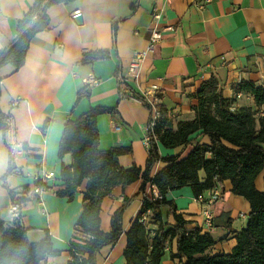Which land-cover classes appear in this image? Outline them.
I'll use <instances>...</instances> for the list:
<instances>
[{"label":"crops","instance_id":"1","mask_svg":"<svg viewBox=\"0 0 264 264\" xmlns=\"http://www.w3.org/2000/svg\"><path fill=\"white\" fill-rule=\"evenodd\" d=\"M197 1L72 0L54 5L47 10V28L30 41L24 65L18 69L10 64L0 67V110L12 116L16 140L22 147L12 158L13 171L3 179L10 155L0 131V220H13L9 189L16 193L26 187L32 189L41 184L40 177L52 172L54 177L44 183L49 189L38 198L30 196L20 219L30 242L47 239L59 252L46 257V264H70L69 243L74 237H83L76 223L83 209L86 182L70 200L57 195L65 185L62 168L72 164L69 154L58 156L68 120L78 119L93 107L112 109L97 117L99 148H129V153L118 158L119 166L135 165L143 170L148 157L144 128L150 110L134 99L142 90L157 86L160 109L171 114L174 126L179 121L193 120L196 93L212 77L233 107L255 109L252 98L236 88L243 80L264 87V0H208L202 8L196 6ZM34 2L0 0V50L16 37L18 21ZM154 8L161 11L157 22L152 17ZM76 15L81 16V24L73 20ZM152 29L162 31V40L146 53L138 82L127 84L129 95L122 94L121 82L129 60L135 52L146 50ZM100 50L109 52L106 59L82 63L86 53ZM84 87L90 88V95L76 102L78 91ZM197 142L209 143V139L199 136L184 149H166L157 143L158 152L162 157H184ZM165 165L155 163L150 176ZM199 177L204 179L202 171ZM141 182L139 179L124 188L115 187L110 197L102 199L100 230L109 232L112 215L122 209V234L114 244L96 253L95 264H126L125 233L143 206ZM254 184L257 190L264 191V170ZM221 187L223 197L211 207L215 230L210 235L213 245L206 251L209 256L232 252L235 233L245 227L250 212L248 201L231 192L229 181ZM153 191L159 193L155 186L147 184L145 193ZM165 197L174 203L176 214L188 226L201 224V209L189 187L169 191ZM160 213L165 228L175 225L168 208H161ZM151 227L155 231L157 224ZM175 253L173 239L165 245L160 264H183L184 260L172 257Z\"/></svg>","mask_w":264,"mask_h":264},{"label":"trees","instance_id":"2","mask_svg":"<svg viewBox=\"0 0 264 264\" xmlns=\"http://www.w3.org/2000/svg\"><path fill=\"white\" fill-rule=\"evenodd\" d=\"M72 0H35L33 7L18 21L16 37L0 50V67L6 64L20 68L24 65L28 45L32 38L45 30L49 24L47 10ZM115 28V27H114ZM107 50L86 53L82 63L106 59ZM1 83V79H0ZM237 91L252 98L255 109L233 107V102L222 94L218 82L212 77L204 81L196 93L197 105L193 108L194 118L179 121L176 125L168 118L161 119L156 126V140L148 147L145 168L131 166L122 168L118 164L121 155L129 148L115 147L109 150L99 148L97 117L112 109L90 108L78 119L68 120L63 128L58 156L69 154L72 164L63 167L61 178L64 189L57 195L72 199L83 182H86L82 199V212L76 227L83 237H74L69 243L72 257L70 264H95V256L101 248L114 244L122 234L121 213L117 210L111 217V230H100V204L104 197H110L115 187L127 185L141 179L140 192L143 206L125 233L126 264H160L164 247L173 239L176 241L174 258L183 264H264V191L256 189L254 181L264 170V87L243 80ZM90 95V88L80 89L76 102ZM1 96V84H0ZM6 118L0 110V131L6 129ZM207 136L209 143L197 142L184 157L180 154L160 156L157 143L166 149H184L199 136ZM157 162L165 167L151 177L152 167ZM12 158L3 179L13 171ZM204 173V179L199 177ZM224 181L231 183V192L246 199L250 205L245 227L235 233L236 245L229 254L209 256L208 248L213 245L209 233H201L195 226H188L176 214L174 203L166 200V193L189 187L194 195H202ZM155 186L160 199L146 194V185ZM49 189L46 186V190ZM11 203L18 205L19 215L11 222L0 220V264H41L48 256L58 255L49 240L32 243L22 226L21 210L29 202L30 189L20 192L8 190ZM166 207L172 213L175 225L165 228L160 209ZM150 211L152 225L147 228L139 222L142 214ZM157 224L154 231L151 226ZM154 231L149 236V231ZM46 264V263H45Z\"/></svg>","mask_w":264,"mask_h":264},{"label":"built area","instance_id":"3","mask_svg":"<svg viewBox=\"0 0 264 264\" xmlns=\"http://www.w3.org/2000/svg\"><path fill=\"white\" fill-rule=\"evenodd\" d=\"M208 0H198L196 2V6L198 8H202ZM152 17L154 22H157L161 18V11L154 8L152 12ZM162 40V31L157 29H152L150 35L147 40V48L144 52H135L128 63L127 72L122 78L121 82V93L129 95L127 84L134 82L137 83L139 79V70L142 64V61L146 55V53H150L154 50L155 46L160 43ZM134 99L149 108L150 110V117L148 123L146 124L144 131H145V138H144V145L146 148L149 147L152 140H156L155 129L156 126L160 123L161 119L163 118H171V114L167 112H162L160 109V93L157 86H151L148 89L142 90L139 96ZM17 101L14 100L13 105H16ZM115 130H119V127H115ZM4 134V142L6 147L8 148L9 155L11 158L16 156L20 151H22V147L16 140L15 135V125L12 116L7 115L6 118V129L3 132ZM54 177L52 172L46 173L43 177H40L38 180L41 182L39 186H35L34 188L30 189V196L34 198H38L43 192L46 191V187L44 183L47 180H50ZM153 199H160V194L158 192H152ZM223 197V188L221 186L215 187L209 191L208 195H198L195 197V201L199 204L201 209V216L202 221L199 226H196L201 233H209L211 234L214 230L213 224V214L211 207L219 202ZM19 215V207L18 205L11 204L10 207V216L14 219L17 218ZM150 211H147L142 214L139 222L142 223L144 226H149L151 219L149 218ZM242 216V214H240Z\"/></svg>","mask_w":264,"mask_h":264},{"label":"water","instance_id":"4","mask_svg":"<svg viewBox=\"0 0 264 264\" xmlns=\"http://www.w3.org/2000/svg\"><path fill=\"white\" fill-rule=\"evenodd\" d=\"M73 20L75 21L76 24H81L82 23V18L80 15H76ZM41 264H45V261H42Z\"/></svg>","mask_w":264,"mask_h":264},{"label":"rangeland","instance_id":"5","mask_svg":"<svg viewBox=\"0 0 264 264\" xmlns=\"http://www.w3.org/2000/svg\"><path fill=\"white\" fill-rule=\"evenodd\" d=\"M153 223H151L150 225H152ZM150 226H147V228H149ZM154 234H153V231H149V236L152 237Z\"/></svg>","mask_w":264,"mask_h":264}]
</instances>
